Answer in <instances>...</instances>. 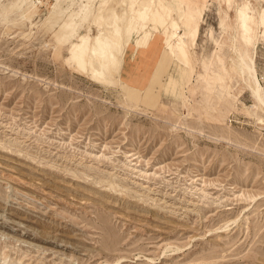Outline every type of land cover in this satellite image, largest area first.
Wrapping results in <instances>:
<instances>
[{
  "label": "rangeland",
  "instance_id": "rangeland-1",
  "mask_svg": "<svg viewBox=\"0 0 264 264\" xmlns=\"http://www.w3.org/2000/svg\"><path fill=\"white\" fill-rule=\"evenodd\" d=\"M106 1L0 0V264H264V112L209 81L253 56L242 8L176 0L185 71L143 30L149 78L105 84L70 49ZM237 1L264 93V0Z\"/></svg>",
  "mask_w": 264,
  "mask_h": 264
},
{
  "label": "bare ground",
  "instance_id": "bare-ground-1",
  "mask_svg": "<svg viewBox=\"0 0 264 264\" xmlns=\"http://www.w3.org/2000/svg\"><path fill=\"white\" fill-rule=\"evenodd\" d=\"M193 1L197 4L199 1L207 3L211 0ZM193 1H191L192 4H194ZM233 1L238 11L242 8V15L240 17L243 21L242 26L239 25L240 18L238 15H235L238 22L240 39H243L242 42L251 45L250 49L253 56L251 57L248 52L236 47L234 53H231L235 56V59L229 58L230 63L227 61L223 65H219L214 60H209L212 62V66L216 67L213 77L209 81L220 92L217 95L218 101L225 102L226 106L230 107L235 102L238 103V93L242 89H248L255 101L254 107L260 110L258 112H261V110L264 112V93L257 79V70L254 62V56L256 55V49L260 40L258 37L247 39L244 35H241V28L247 27V23L251 18L243 10L241 2L237 0ZM177 2L174 0L172 4L168 0H107L105 7L101 9L102 33L96 39L95 47L88 51L85 41L81 40L70 49V55L76 66L83 69L89 67L90 74L94 79L105 84H111L120 74L126 59H135L137 55L144 53L145 48L149 44L146 41L148 38L147 32L144 33L143 30H150L158 37L164 39L165 44L170 48L171 55L177 61L176 66L185 71L180 61L191 50L190 46L186 43V37L180 34L183 27L174 17L173 8ZM184 2L180 1V3ZM230 20L228 18L226 25H223L224 27L221 28L225 33L228 32L227 28L230 25ZM248 35L253 36L251 33ZM194 37L196 41L199 38L196 34H194ZM253 38H255L254 41L252 40ZM219 42H217V45ZM176 43H178V51L174 50ZM179 73L181 75L184 74L183 71ZM235 80L237 83H241L233 91ZM262 121H264V118Z\"/></svg>",
  "mask_w": 264,
  "mask_h": 264
},
{
  "label": "crops",
  "instance_id": "crops-1",
  "mask_svg": "<svg viewBox=\"0 0 264 264\" xmlns=\"http://www.w3.org/2000/svg\"><path fill=\"white\" fill-rule=\"evenodd\" d=\"M198 43V42H197ZM198 45V44H197ZM152 72V64L148 60L126 59L121 70V77L131 82H143Z\"/></svg>",
  "mask_w": 264,
  "mask_h": 264
}]
</instances>
